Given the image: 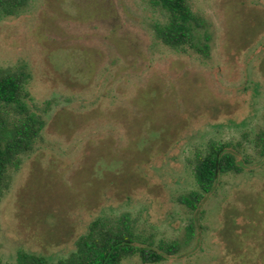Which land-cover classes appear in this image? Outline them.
I'll use <instances>...</instances> for the list:
<instances>
[{"label": "rangeland", "instance_id": "obj_1", "mask_svg": "<svg viewBox=\"0 0 264 264\" xmlns=\"http://www.w3.org/2000/svg\"><path fill=\"white\" fill-rule=\"evenodd\" d=\"M187 1L208 57L159 40L168 14L150 0H27L0 21V68L27 66L46 121L0 194V264L19 250L56 261L95 218L125 213L140 240L182 245L122 264H264V0ZM209 140L242 171L192 208L180 197Z\"/></svg>", "mask_w": 264, "mask_h": 264}, {"label": "trees", "instance_id": "obj_2", "mask_svg": "<svg viewBox=\"0 0 264 264\" xmlns=\"http://www.w3.org/2000/svg\"><path fill=\"white\" fill-rule=\"evenodd\" d=\"M168 14L163 23L154 24L159 40L175 48L189 47L208 57L211 35L205 30L203 17L195 14L187 0H150ZM27 0H0V21L16 15ZM203 30L202 34L198 30ZM31 73L26 65L0 68V194L8 186V171L18 169L23 156L33 150L34 144L46 126L44 116L30 105L28 84ZM264 154V137H261ZM196 190L180 197V201L196 208L205 194L213 191L222 175L240 173L242 168L229 143L209 140L197 150L192 159ZM194 237V224L188 225L184 244ZM182 243L142 241L133 220L127 213L116 219L97 217L80 235L75 249L56 261L42 255L19 250L10 264H122L129 257L138 256L143 263H159L178 253Z\"/></svg>", "mask_w": 264, "mask_h": 264}]
</instances>
